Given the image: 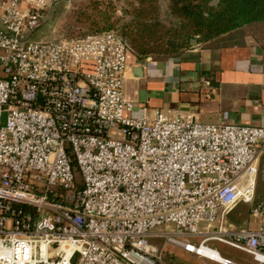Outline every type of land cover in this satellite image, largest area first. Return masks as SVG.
I'll return each mask as SVG.
<instances>
[{
    "label": "built area",
    "instance_id": "2783aa9c",
    "mask_svg": "<svg viewBox=\"0 0 264 264\" xmlns=\"http://www.w3.org/2000/svg\"><path fill=\"white\" fill-rule=\"evenodd\" d=\"M62 1L0 0V264H161L156 237L264 264V126L137 106L116 31L32 40Z\"/></svg>",
    "mask_w": 264,
    "mask_h": 264
},
{
    "label": "crops",
    "instance_id": "0c3cea01",
    "mask_svg": "<svg viewBox=\"0 0 264 264\" xmlns=\"http://www.w3.org/2000/svg\"><path fill=\"white\" fill-rule=\"evenodd\" d=\"M125 96L151 111L178 108L203 122L264 126V40L236 29L167 60L131 50Z\"/></svg>",
    "mask_w": 264,
    "mask_h": 264
},
{
    "label": "trees",
    "instance_id": "16d2710c",
    "mask_svg": "<svg viewBox=\"0 0 264 264\" xmlns=\"http://www.w3.org/2000/svg\"><path fill=\"white\" fill-rule=\"evenodd\" d=\"M130 1L132 9L124 10L120 17L109 0H89L72 15L79 25H87L89 31L70 37L114 30L124 16L131 15L116 32L141 58L179 57L191 48L193 39L207 45L236 29H242L259 41L264 40V0ZM103 2L107 5H101Z\"/></svg>",
    "mask_w": 264,
    "mask_h": 264
},
{
    "label": "rangeland",
    "instance_id": "374dc122",
    "mask_svg": "<svg viewBox=\"0 0 264 264\" xmlns=\"http://www.w3.org/2000/svg\"><path fill=\"white\" fill-rule=\"evenodd\" d=\"M88 1L89 0H65L51 8L49 11V16L45 18L44 23L33 33L32 40H53L61 37L76 36L79 35V33L89 31V27L87 25H79L76 22V17L72 16L75 10L81 8ZM109 1L112 2L113 6L117 10V15L120 17H123L124 10L132 9L130 0ZM101 5L106 6L107 4L103 2ZM131 17V15L124 16V18H122L121 21L115 26L114 30L119 32L118 30L120 29L121 24L127 22L129 19H131ZM258 195H264V182L259 181ZM249 210L250 206L243 202L240 204L238 209L230 215L229 220L234 222L236 225H240L248 219L251 222L254 221V224H256L258 222L257 217L250 215ZM174 229L175 226L173 224H166L156 228V231L159 232L163 230ZM189 240L196 242L199 241L198 238H189ZM153 242L163 250V260L161 264H204L202 259L208 261L209 264H217L195 253L186 251L178 244L168 243L164 237H156L154 238ZM211 244L218 249L222 256L229 257L243 264H257L250 254L242 250L221 242H212Z\"/></svg>",
    "mask_w": 264,
    "mask_h": 264
},
{
    "label": "bare ground",
    "instance_id": "6f19581e",
    "mask_svg": "<svg viewBox=\"0 0 264 264\" xmlns=\"http://www.w3.org/2000/svg\"><path fill=\"white\" fill-rule=\"evenodd\" d=\"M212 257L214 258V259H220V256H219V254H217V253H213V255H212Z\"/></svg>",
    "mask_w": 264,
    "mask_h": 264
},
{
    "label": "water",
    "instance_id": "95a60500",
    "mask_svg": "<svg viewBox=\"0 0 264 264\" xmlns=\"http://www.w3.org/2000/svg\"><path fill=\"white\" fill-rule=\"evenodd\" d=\"M217 1H218V0H214L213 3H216ZM192 44H193V45L197 44V39H193V40H192Z\"/></svg>",
    "mask_w": 264,
    "mask_h": 264
}]
</instances>
